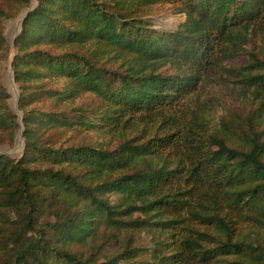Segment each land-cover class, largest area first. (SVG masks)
Returning a JSON list of instances; mask_svg holds the SVG:
<instances>
[{"label": "trees", "instance_id": "16d2710c", "mask_svg": "<svg viewBox=\"0 0 264 264\" xmlns=\"http://www.w3.org/2000/svg\"><path fill=\"white\" fill-rule=\"evenodd\" d=\"M30 4L0 0V49ZM155 6L185 20L157 29ZM253 36L264 0H37L13 41L20 116L0 84V146L23 137L0 154V264H128L136 232L151 264H264V52L210 128L184 107Z\"/></svg>", "mask_w": 264, "mask_h": 264}, {"label": "rangeland", "instance_id": "374dc122", "mask_svg": "<svg viewBox=\"0 0 264 264\" xmlns=\"http://www.w3.org/2000/svg\"><path fill=\"white\" fill-rule=\"evenodd\" d=\"M37 0H31L28 8L22 9L16 17L7 18L4 20V35L6 45L0 49V84L3 85L10 93V106L20 116L18 107L16 109V99L18 97V88L13 81L11 73V61L16 49L13 46L14 37L21 30V18L24 12L35 6ZM154 27L160 30L174 31L178 25L185 20L184 13H174L166 6H155L152 9ZM26 15V14H25ZM24 18V17H23ZM20 20V21H19ZM257 36L251 37L250 41L244 44V48L237 51L233 58L212 59L211 63L205 65L201 74V82L199 88L187 96L185 102L186 117L203 118L207 128H210L218 118L225 114L227 109L234 110L242 101H249L252 97L250 90H244L239 82L240 75L238 71H242L241 67L247 62L248 53L264 52V45ZM13 71V70H12ZM21 129L16 133L14 141L11 145L5 144L0 146V154H7L13 157H18L23 150V137L21 142L17 139ZM22 133V131H21ZM59 208L62 214H65L63 205L59 202ZM128 232L118 234V241H110L106 243L103 250L99 253V257L104 259L110 256L113 250L118 249L121 244H124ZM137 245L143 247L138 255L128 264H151L150 250L146 246L150 245V237L145 233H135ZM126 264V263H125Z\"/></svg>", "mask_w": 264, "mask_h": 264}, {"label": "water", "instance_id": "95a60500", "mask_svg": "<svg viewBox=\"0 0 264 264\" xmlns=\"http://www.w3.org/2000/svg\"><path fill=\"white\" fill-rule=\"evenodd\" d=\"M27 13V10L24 12V14H23V16H22V18H21V21L23 20V17L25 16V14ZM11 73H12V75H13V71L11 70ZM13 81H14V79H13ZM16 109H17V99H16ZM20 133V136L22 137V133H21V131L19 132Z\"/></svg>", "mask_w": 264, "mask_h": 264}, {"label": "bare ground", "instance_id": "6f19581e", "mask_svg": "<svg viewBox=\"0 0 264 264\" xmlns=\"http://www.w3.org/2000/svg\"><path fill=\"white\" fill-rule=\"evenodd\" d=\"M17 139L19 140V143H20L21 142V136H20V134H18Z\"/></svg>", "mask_w": 264, "mask_h": 264}]
</instances>
